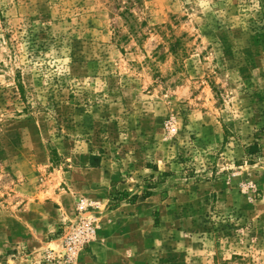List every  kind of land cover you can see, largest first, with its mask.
<instances>
[{
    "label": "rangeland",
    "instance_id": "obj_1",
    "mask_svg": "<svg viewBox=\"0 0 264 264\" xmlns=\"http://www.w3.org/2000/svg\"><path fill=\"white\" fill-rule=\"evenodd\" d=\"M261 140L264 0H0V264H264Z\"/></svg>",
    "mask_w": 264,
    "mask_h": 264
},
{
    "label": "trees",
    "instance_id": "obj_2",
    "mask_svg": "<svg viewBox=\"0 0 264 264\" xmlns=\"http://www.w3.org/2000/svg\"><path fill=\"white\" fill-rule=\"evenodd\" d=\"M23 91V86H20ZM258 151V144H255L254 146L250 147V152H257ZM99 161V158L97 156H92L90 159V165L92 167H97V162Z\"/></svg>",
    "mask_w": 264,
    "mask_h": 264
},
{
    "label": "built area",
    "instance_id": "obj_3",
    "mask_svg": "<svg viewBox=\"0 0 264 264\" xmlns=\"http://www.w3.org/2000/svg\"><path fill=\"white\" fill-rule=\"evenodd\" d=\"M68 243V249L66 251H63L62 253H59V259L60 257H63V260H65V257H70V252L72 251L71 243L69 240L66 241Z\"/></svg>",
    "mask_w": 264,
    "mask_h": 264
},
{
    "label": "crops",
    "instance_id": "obj_4",
    "mask_svg": "<svg viewBox=\"0 0 264 264\" xmlns=\"http://www.w3.org/2000/svg\"><path fill=\"white\" fill-rule=\"evenodd\" d=\"M261 142L264 144V140H261Z\"/></svg>",
    "mask_w": 264,
    "mask_h": 264
}]
</instances>
